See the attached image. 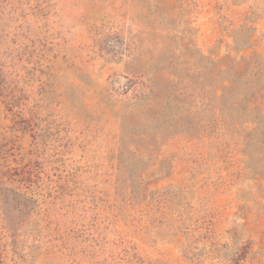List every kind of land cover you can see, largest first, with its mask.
Returning <instances> with one entry per match:
<instances>
[{
    "label": "rangeland",
    "instance_id": "rangeland-1",
    "mask_svg": "<svg viewBox=\"0 0 264 264\" xmlns=\"http://www.w3.org/2000/svg\"><path fill=\"white\" fill-rule=\"evenodd\" d=\"M0 157V264H264V0H0Z\"/></svg>",
    "mask_w": 264,
    "mask_h": 264
},
{
    "label": "trees",
    "instance_id": "trees-1",
    "mask_svg": "<svg viewBox=\"0 0 264 264\" xmlns=\"http://www.w3.org/2000/svg\"><path fill=\"white\" fill-rule=\"evenodd\" d=\"M226 83H228V84H225V83L221 84V90L227 89L230 87V85H233V80L227 79ZM189 87L190 86H186L185 89H189ZM188 94H189V92H188ZM191 94H192V91H190V95ZM214 95H215V97L217 96L216 93H214ZM27 124H28V126L31 125V119L27 120ZM33 125L34 124L31 125L32 128H33ZM2 178H5V180L7 181V179H9V178H27V177H25V172H23V171H17V169L10 168L8 166L0 164V181L3 180Z\"/></svg>",
    "mask_w": 264,
    "mask_h": 264
}]
</instances>
